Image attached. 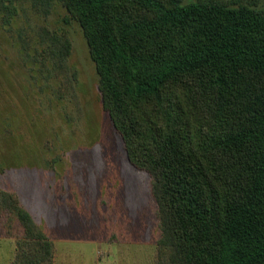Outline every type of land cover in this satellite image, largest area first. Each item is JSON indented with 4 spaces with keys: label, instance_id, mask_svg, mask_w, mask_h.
Wrapping results in <instances>:
<instances>
[{
    "label": "trees",
    "instance_id": "obj_1",
    "mask_svg": "<svg viewBox=\"0 0 264 264\" xmlns=\"http://www.w3.org/2000/svg\"><path fill=\"white\" fill-rule=\"evenodd\" d=\"M56 1L80 22L102 109L127 160L149 177L156 264H264V6L256 8L259 0ZM55 50L66 58L71 44L58 38ZM164 121L172 124L171 138L148 132ZM198 130L206 133L213 185L203 193L189 152ZM160 154L165 159L158 162ZM2 201L21 231L11 264H52L45 231L15 194Z\"/></svg>",
    "mask_w": 264,
    "mask_h": 264
},
{
    "label": "rangeland",
    "instance_id": "obj_2",
    "mask_svg": "<svg viewBox=\"0 0 264 264\" xmlns=\"http://www.w3.org/2000/svg\"><path fill=\"white\" fill-rule=\"evenodd\" d=\"M64 37L61 59L54 44ZM98 80L80 22L58 1L0 0V264L13 261L21 232L4 212L11 193L52 242V264H156L149 177L127 160ZM147 130L174 135L170 121ZM198 131L189 152L203 193L213 185Z\"/></svg>",
    "mask_w": 264,
    "mask_h": 264
},
{
    "label": "crops",
    "instance_id": "obj_3",
    "mask_svg": "<svg viewBox=\"0 0 264 264\" xmlns=\"http://www.w3.org/2000/svg\"><path fill=\"white\" fill-rule=\"evenodd\" d=\"M20 203V202H19ZM21 205V204H20ZM22 206V205H21ZM23 207V206H22ZM24 208V207H23ZM25 209V208H24ZM26 210V209H25ZM27 211V210H26ZM40 227V226H39Z\"/></svg>",
    "mask_w": 264,
    "mask_h": 264
}]
</instances>
